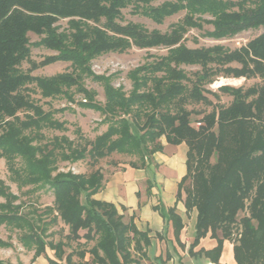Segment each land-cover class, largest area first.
<instances>
[{
    "label": "trees",
    "instance_id": "obj_1",
    "mask_svg": "<svg viewBox=\"0 0 264 264\" xmlns=\"http://www.w3.org/2000/svg\"><path fill=\"white\" fill-rule=\"evenodd\" d=\"M152 1L0 0V159L18 189L32 186L30 191L45 189L53 195L52 206L23 213L21 202L14 205L18 196L0 182V226L18 232L22 248L33 251L32 262L43 255L47 264H140L138 256L150 245L148 232L139 231L132 219L124 221L113 204L93 198L106 176L97 165L116 154L136 157L139 164L130 162L129 167L144 168L162 151L164 138L168 144L187 146L186 174L176 198L184 194L186 213H197L189 252L209 235L216 246L196 254L212 263L218 262L224 241L233 240L235 264H264V0H169L155 6ZM128 7L155 24L181 12L183 16L167 32L149 31L121 22ZM60 20H67L65 29L57 26ZM205 24L212 29L203 36L216 41L261 32L233 50L187 47L185 35ZM29 34L39 40L30 43ZM31 46L53 54L36 62ZM131 48H163L166 53L130 70L131 89L125 93L113 87L110 76L96 75L91 62ZM57 62L68 63L71 70L32 75ZM184 67L195 70L187 73ZM220 77L260 83L209 90ZM85 78L102 85L103 103L85 87ZM36 92L41 99L64 98L69 104L75 103V94L81 95L76 104L98 112L106 130L93 140L84 139L79 128L77 142L65 136L46 140L44 129L66 131V123L54 114L70 108L45 111L31 98ZM219 93L231 98L226 106L219 103ZM191 105L211 110L204 113ZM85 159L94 168L89 174L61 172L57 166ZM239 212L244 215L237 220ZM160 215L171 222L177 240L183 224L175 207ZM58 222L67 228L65 241L46 242L49 227ZM0 247L11 243L0 239Z\"/></svg>",
    "mask_w": 264,
    "mask_h": 264
},
{
    "label": "rangeland",
    "instance_id": "obj_2",
    "mask_svg": "<svg viewBox=\"0 0 264 264\" xmlns=\"http://www.w3.org/2000/svg\"><path fill=\"white\" fill-rule=\"evenodd\" d=\"M164 1L169 0H153L151 4L155 6L161 4ZM121 16L122 23H138L144 26L149 31L156 29L164 33L169 30L172 24L176 23L182 18L183 12L166 18L162 24H155L149 19L142 17L141 15L133 14L132 7H128L122 10ZM57 26L60 28V30L65 29L67 27V20H60L57 23ZM211 29V26L206 24L203 26L202 30L191 29L184 37L185 45L189 48L222 45L227 49L233 50L245 45L248 41L253 39L261 32V30L247 31L240 33L232 38L216 41L203 36L205 31H209ZM28 36L30 43H35L39 40V37L34 34H29ZM165 53L166 50L163 48H155L150 50L131 48L123 53L103 54L95 58L91 62V69L96 75L110 76L113 87H122L123 91L125 93H128L131 89V82L127 77L128 72L146 62L152 61L155 57L164 55ZM51 54H53V52L48 51L44 48L31 46V59L36 62L41 61L45 56ZM233 65L238 66L237 64ZM22 68L24 70L27 69L28 64L24 63ZM70 70L71 69L68 63L57 62L33 71L32 75L48 77ZM184 70L187 73H190L191 71H194L195 68L184 67ZM83 83L88 90H92L97 93L96 100L99 103L104 102L103 88L100 83L93 81L91 78H85ZM258 83H260L259 79H251L245 81L243 78L234 79L220 77L217 78L212 84L208 85L207 88L213 92H216L217 89L223 85H229L235 88L240 86L247 88ZM218 95L220 97L219 103L222 105L226 106L231 100V98L227 95H222L220 93ZM31 98L37 104L41 105L45 111L58 110L63 107L70 108L69 110L57 112L54 114L55 119L64 121L66 123V131L44 129L41 131V133L45 136L46 140H51L53 136H65L69 140L77 142V133L75 132L76 128L80 129V134L84 139L93 140L95 136L101 134L106 130V125L101 124L102 116L98 112L91 109L81 108L76 104L77 101H80L82 99V96L79 94H75V103L73 104H69L64 98H55L53 100L41 99L40 95L37 92L32 94ZM209 98L216 102L211 96H209ZM188 107L203 111L204 113H207L211 110V107H207L204 105H191ZM19 115L20 117H22L23 113ZM193 125L195 127L197 126V124L195 123H193ZM130 162L139 164V161L136 157L113 154L111 157L101 160L97 167H102L105 175H109L110 172L119 170L123 168V166H129L128 164ZM19 164L20 162L19 160H17V166H19ZM57 166L59 171L61 172L72 171L73 173L80 174H89L94 169L90 166L88 159L76 163L58 162ZM0 182H2L6 187L9 188L11 193L18 196L19 199L14 203V205L21 202L23 204L21 210L23 213H27L29 210H31L32 207L36 208L39 211H42L46 206H52L53 195L51 191H47L45 189L30 191L29 189H31L32 186L18 189L17 185L11 179L4 159H0ZM188 183L189 182H187L186 185H188ZM3 202L4 199L0 197V203ZM243 215V212H239L237 215V220L243 217ZM47 218L48 217L44 216V219ZM67 233V228L61 222H58L57 224L49 227L46 233L47 236L45 240L46 242L53 243L59 240L65 241V236L67 235ZM17 234L18 232L11 231L4 225L0 226V239L5 242L9 241L11 243V247L9 248L0 247V260L10 264H32L33 251H28L22 248L17 240ZM83 234L84 231H81L80 235ZM233 239H235V237ZM80 242L83 243L84 240H81ZM231 242L230 244L232 245L233 242ZM92 245L93 243L90 242L87 244V246H85V248L88 249ZM71 248H75V242L71 243ZM71 248H65L66 253L71 251ZM45 254L52 255V250L46 248ZM86 257L88 258V256Z\"/></svg>",
    "mask_w": 264,
    "mask_h": 264
},
{
    "label": "crops",
    "instance_id": "obj_3",
    "mask_svg": "<svg viewBox=\"0 0 264 264\" xmlns=\"http://www.w3.org/2000/svg\"><path fill=\"white\" fill-rule=\"evenodd\" d=\"M160 142L162 151L153 155L151 163L144 168L123 166L110 172L105 176L104 187L93 198L113 204L124 216V221L132 219L139 231L148 232L150 245L144 249L145 254L138 256L140 264H235L228 241H224L217 263L196 254L200 249L209 251L216 246L215 239L209 235L189 252L197 213L195 210L186 213L182 202L184 194L181 200L176 198L178 184L186 174L187 146L168 144L164 138ZM173 207L183 224L177 240L171 222L160 215V211ZM47 256L53 258V251ZM32 264H47V261L41 255Z\"/></svg>",
    "mask_w": 264,
    "mask_h": 264
}]
</instances>
